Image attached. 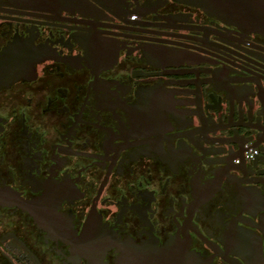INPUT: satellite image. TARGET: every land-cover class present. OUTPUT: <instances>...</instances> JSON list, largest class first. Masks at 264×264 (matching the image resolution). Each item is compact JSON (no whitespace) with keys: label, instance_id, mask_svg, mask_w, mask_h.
Returning <instances> with one entry per match:
<instances>
[{"label":"flooded vegetation","instance_id":"af4514ba","mask_svg":"<svg viewBox=\"0 0 264 264\" xmlns=\"http://www.w3.org/2000/svg\"><path fill=\"white\" fill-rule=\"evenodd\" d=\"M0 264H264V31L0 0Z\"/></svg>","mask_w":264,"mask_h":264},{"label":"water","instance_id":"95a60500","mask_svg":"<svg viewBox=\"0 0 264 264\" xmlns=\"http://www.w3.org/2000/svg\"><path fill=\"white\" fill-rule=\"evenodd\" d=\"M223 19L264 31V0H193ZM24 209L25 202L18 201Z\"/></svg>","mask_w":264,"mask_h":264}]
</instances>
